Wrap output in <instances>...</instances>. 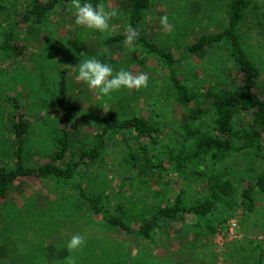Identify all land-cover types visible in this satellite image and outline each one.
Returning a JSON list of instances; mask_svg holds the SVG:
<instances>
[{"label":"rangeland","instance_id":"obj_1","mask_svg":"<svg viewBox=\"0 0 264 264\" xmlns=\"http://www.w3.org/2000/svg\"><path fill=\"white\" fill-rule=\"evenodd\" d=\"M5 1L11 12L9 20L2 21L7 28L23 5H19L22 0ZM228 1L150 0L140 30L175 54L174 67L180 78L189 85L215 89L222 86L232 65L227 59L225 42L193 54L186 47L198 36L222 29ZM98 3L117 13L109 19L106 33L77 25L69 3L58 5L39 25L12 23L24 52L15 57L0 54L1 160L8 157L13 147L4 100L8 95L18 98L30 124L24 148L26 163L36 165L46 159L59 125L54 94L57 71L61 68L66 69L68 100L76 105L69 123L72 149L78 147L80 140L93 139L98 118L111 111L155 118L161 125V140L168 143L180 137V125L187 121L186 111L174 102L164 65L134 42H104L109 34L129 30L127 1L99 0L93 6ZM163 17L166 22H162ZM240 34L244 50L260 68L264 89V23L260 24L253 8L241 23ZM75 39L82 42L80 48L74 46ZM87 57L110 64L114 73L121 69L134 75L144 72L149 77L148 84L140 89L121 88L107 96L98 95L75 79L79 60ZM244 115L250 116L249 112ZM252 159L237 155L219 169L225 166L239 188L253 182L259 170L260 164ZM104 169L111 191L120 180L126 179V172L116 170L109 162ZM169 178L168 182L177 190L181 184L175 185L177 181L172 175ZM130 183H122L125 195L129 194ZM68 187L28 178L9 191L0 204V264H70V260L71 264H251L260 253L264 254V193L255 194L252 212L242 214L240 220L232 217L236 220L232 232L226 229L227 220L226 230L218 226L211 236L191 225L197 217L189 213L179 218L175 230L169 229V235L156 238L153 245L106 226ZM187 189L189 196L195 198L193 186ZM73 235L82 236L84 243L70 252L66 245Z\"/></svg>","mask_w":264,"mask_h":264},{"label":"trees","instance_id":"obj_2","mask_svg":"<svg viewBox=\"0 0 264 264\" xmlns=\"http://www.w3.org/2000/svg\"><path fill=\"white\" fill-rule=\"evenodd\" d=\"M97 1L89 0L92 4ZM126 1L129 27L137 33L133 42L164 65L174 102L186 111L187 121L180 125V137L168 143L161 140V125L155 118L111 111L98 118L93 139L80 140L78 147L72 149L69 123L76 105L68 100L66 69L61 68L54 94L59 125L53 147L43 162L26 163L24 148L30 128L26 111L16 96L4 98L13 147L6 159H0V204L22 180H49L69 186L109 228L150 244L154 245L162 235L168 236V230H175L179 218L189 213L197 217L191 225L212 236L218 226L226 230L224 224L230 218L240 220L242 214L252 212L255 194L264 193V89L260 68L244 50L240 34L241 23L251 8L260 24L264 23V0H229L222 29L188 43L187 52L193 54L225 42L232 65L222 86L215 89L189 85L174 67L175 54L142 33L140 24L150 0ZM19 2L23 7L6 28L2 21L9 20L11 12L6 1L0 0V54L7 57L24 52L12 29L13 22L39 25L58 5L71 4L70 0ZM129 34V30L115 32L104 42H124ZM73 44L80 48L82 42L75 39ZM247 112L248 117L244 115ZM237 155L256 159L260 164L253 182L239 188L225 166L219 169ZM108 162L127 174L113 191L104 174ZM169 175L177 181L175 185L181 184L177 190L168 182ZM123 181L132 184L128 195L122 190ZM192 186L194 190L199 186L195 198L188 194L187 188ZM261 254L251 264H264Z\"/></svg>","mask_w":264,"mask_h":264},{"label":"clouds","instance_id":"obj_3","mask_svg":"<svg viewBox=\"0 0 264 264\" xmlns=\"http://www.w3.org/2000/svg\"><path fill=\"white\" fill-rule=\"evenodd\" d=\"M70 2L75 23L101 33H106L109 30V19L117 15L115 10H106L102 3L93 6L89 0H70ZM166 19L163 17L162 22H166ZM129 32L130 34L125 37L126 44H131L137 36L134 29L130 28ZM76 68L75 79L82 81L89 89H94L101 96L110 95L113 91L121 88L140 89L146 87L149 80L148 75L144 72L134 75L131 71L121 69L114 73L110 64L103 63L95 57L79 60ZM83 243L82 236L73 235L68 240L66 247L71 252L78 249Z\"/></svg>","mask_w":264,"mask_h":264},{"label":"built area","instance_id":"obj_4","mask_svg":"<svg viewBox=\"0 0 264 264\" xmlns=\"http://www.w3.org/2000/svg\"><path fill=\"white\" fill-rule=\"evenodd\" d=\"M226 225H227L226 229L228 230V232L229 231L232 232V228L236 227V220L234 218L233 219H229ZM220 234L223 235V231L222 230L220 231Z\"/></svg>","mask_w":264,"mask_h":264}]
</instances>
